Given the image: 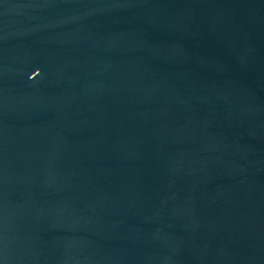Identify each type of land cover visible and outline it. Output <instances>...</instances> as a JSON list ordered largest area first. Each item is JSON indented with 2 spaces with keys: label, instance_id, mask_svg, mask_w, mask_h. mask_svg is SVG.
Returning a JSON list of instances; mask_svg holds the SVG:
<instances>
[{
  "label": "water",
  "instance_id": "obj_1",
  "mask_svg": "<svg viewBox=\"0 0 264 264\" xmlns=\"http://www.w3.org/2000/svg\"><path fill=\"white\" fill-rule=\"evenodd\" d=\"M0 264H264V0H0Z\"/></svg>",
  "mask_w": 264,
  "mask_h": 264
}]
</instances>
